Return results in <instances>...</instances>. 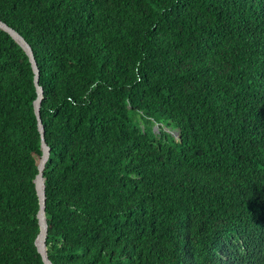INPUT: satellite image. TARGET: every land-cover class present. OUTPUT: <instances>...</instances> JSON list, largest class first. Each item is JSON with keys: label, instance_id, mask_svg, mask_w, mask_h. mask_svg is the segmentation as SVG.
I'll return each instance as SVG.
<instances>
[{"label": "trees", "instance_id": "trees-1", "mask_svg": "<svg viewBox=\"0 0 264 264\" xmlns=\"http://www.w3.org/2000/svg\"><path fill=\"white\" fill-rule=\"evenodd\" d=\"M0 20L44 88L54 264H264V0H0ZM37 97L0 30V264H44Z\"/></svg>", "mask_w": 264, "mask_h": 264}, {"label": "water", "instance_id": "water-1", "mask_svg": "<svg viewBox=\"0 0 264 264\" xmlns=\"http://www.w3.org/2000/svg\"><path fill=\"white\" fill-rule=\"evenodd\" d=\"M0 30L8 33L12 39L24 50L28 56L33 72L34 82L38 97L34 102L35 114L38 120V129L41 135L42 158L39 166V173L35 179L37 195L39 198V212L37 215L40 232L36 238L35 245L42 257L44 264H54L48 254L47 238H48V220L46 217V178L44 176L47 163L50 159L51 149L45 138V127L41 117V106L44 98V88L40 85V70L34 55V51L26 39L15 29L0 20ZM178 136V134H177Z\"/></svg>", "mask_w": 264, "mask_h": 264}, {"label": "rangeland", "instance_id": "rangeland-1", "mask_svg": "<svg viewBox=\"0 0 264 264\" xmlns=\"http://www.w3.org/2000/svg\"><path fill=\"white\" fill-rule=\"evenodd\" d=\"M168 132H170V133H172L173 135H175V136H177V131H175V130H172V129H169V128H165ZM160 129H159V126L158 125H155V131H159Z\"/></svg>", "mask_w": 264, "mask_h": 264}]
</instances>
